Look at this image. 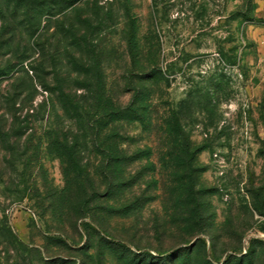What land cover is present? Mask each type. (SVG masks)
Returning a JSON list of instances; mask_svg holds the SVG:
<instances>
[{
  "label": "rangeland",
  "instance_id": "1",
  "mask_svg": "<svg viewBox=\"0 0 264 264\" xmlns=\"http://www.w3.org/2000/svg\"><path fill=\"white\" fill-rule=\"evenodd\" d=\"M124 4L42 21L62 39L88 17L107 96L143 84L146 108L81 127L37 86L0 150V264H264V0H130L139 65ZM141 67L157 73L140 83Z\"/></svg>",
  "mask_w": 264,
  "mask_h": 264
},
{
  "label": "trees",
  "instance_id": "2",
  "mask_svg": "<svg viewBox=\"0 0 264 264\" xmlns=\"http://www.w3.org/2000/svg\"><path fill=\"white\" fill-rule=\"evenodd\" d=\"M124 1L126 47L130 58L139 65L136 20L130 14V0ZM78 2L80 0H0V150L6 151V144L13 137L20 138V135L11 133L12 129L15 126L22 129V123L26 126L27 118H20V112L31 106L38 85L44 94L53 95L70 121L81 127L98 125L102 128L124 116L131 120L143 119L146 106L139 103L147 89L143 84L138 86L135 98L127 105H115L107 96L100 61L92 57L95 53L90 52V47L95 45L90 40L92 38H88L91 30L85 31L91 23L88 17L79 19L77 23L70 22L62 30V39L55 31L44 36L49 26L42 21L76 8L74 6ZM82 26L85 29L81 32ZM35 50L38 55L29 60ZM5 56L7 59L2 61ZM156 73L155 67H151L149 72L141 67L133 74L141 83ZM3 79H8L9 84L1 88ZM76 88L82 89V93L77 94ZM44 101L45 96L42 103ZM69 138L66 133L53 137L63 150L62 154L72 153ZM5 161L0 160V167ZM0 180H4L1 170Z\"/></svg>",
  "mask_w": 264,
  "mask_h": 264
}]
</instances>
